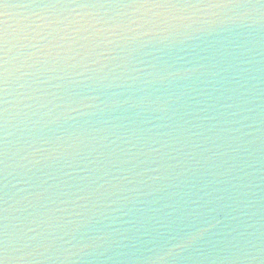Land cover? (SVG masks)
I'll use <instances>...</instances> for the list:
<instances>
[{
    "label": "water",
    "instance_id": "1",
    "mask_svg": "<svg viewBox=\"0 0 264 264\" xmlns=\"http://www.w3.org/2000/svg\"><path fill=\"white\" fill-rule=\"evenodd\" d=\"M250 2L46 71L27 107L13 85L10 203L29 177L65 193L39 264H264V6Z\"/></svg>",
    "mask_w": 264,
    "mask_h": 264
},
{
    "label": "snow or ice",
    "instance_id": "2",
    "mask_svg": "<svg viewBox=\"0 0 264 264\" xmlns=\"http://www.w3.org/2000/svg\"><path fill=\"white\" fill-rule=\"evenodd\" d=\"M260 4L264 6V0ZM251 7L256 5L250 0H0V264H39L40 249L54 246L46 226L57 212L64 211L52 207L56 205L52 197L59 198L65 193L53 192L51 187L31 177L26 181L31 190H24L14 204L10 203L13 197L8 181V127L13 85L24 81L20 84L24 91L17 93L16 105L27 107L25 101L36 100L35 94L40 91L28 80L37 83L46 71L81 62L98 64L105 57L106 46L120 47L118 39L126 44L171 43L169 37L200 22L204 10L214 16L216 10ZM202 30L194 29L192 34ZM87 99L72 103L87 107L90 106ZM77 110L69 106L55 119L71 118L70 112ZM28 147L34 148V145L30 143ZM31 155L44 156L39 148H34ZM60 203L68 201L61 199ZM16 212L20 215H14ZM13 220H19L22 226H17L15 232ZM31 225L41 229L39 238L30 235L35 231ZM187 243L174 246L167 254H175ZM90 246L82 244L80 250Z\"/></svg>",
    "mask_w": 264,
    "mask_h": 264
},
{
    "label": "clouds",
    "instance_id": "3",
    "mask_svg": "<svg viewBox=\"0 0 264 264\" xmlns=\"http://www.w3.org/2000/svg\"><path fill=\"white\" fill-rule=\"evenodd\" d=\"M159 258H156V260H158Z\"/></svg>",
    "mask_w": 264,
    "mask_h": 264
}]
</instances>
